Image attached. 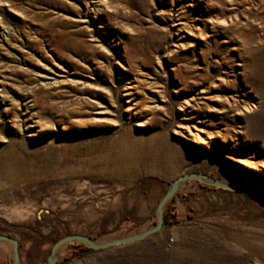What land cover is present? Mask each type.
<instances>
[{
  "label": "rangeland",
  "instance_id": "374dc122",
  "mask_svg": "<svg viewBox=\"0 0 264 264\" xmlns=\"http://www.w3.org/2000/svg\"><path fill=\"white\" fill-rule=\"evenodd\" d=\"M177 11L196 44L178 42ZM238 158L264 165V0H0V235L20 264L68 234L152 227L186 173L264 183ZM164 213L152 235L70 243L55 264H264L254 184L188 180Z\"/></svg>",
  "mask_w": 264,
  "mask_h": 264
},
{
  "label": "water",
  "instance_id": "95a60500",
  "mask_svg": "<svg viewBox=\"0 0 264 264\" xmlns=\"http://www.w3.org/2000/svg\"><path fill=\"white\" fill-rule=\"evenodd\" d=\"M188 180H196L198 182L205 183L216 188L228 191H238L246 185L254 184L261 192L264 193V183L252 178H244L241 179L237 184L231 185L230 183L222 182L221 180L210 177L208 175H202L198 173H186L174 179L166 189L161 199L159 200L158 205L156 207L157 222L152 227L137 234L101 242H96V240H94L93 238H90L83 234H68L59 238L53 243L50 250V254L47 257L45 264L56 263L58 257L57 251L64 244L76 242L93 250H102L113 246L130 244L160 231L165 224L164 209L166 204L175 196L180 186ZM0 242L8 244L11 247L12 261L10 264H20V255L17 240L6 235H0Z\"/></svg>",
  "mask_w": 264,
  "mask_h": 264
},
{
  "label": "bare ground",
  "instance_id": "6f19581e",
  "mask_svg": "<svg viewBox=\"0 0 264 264\" xmlns=\"http://www.w3.org/2000/svg\"><path fill=\"white\" fill-rule=\"evenodd\" d=\"M174 18L175 19L173 21L172 27L177 32L178 42L180 44L183 43V42H186V44H188L189 46H190V44H191L192 41H193L192 43H195L196 44L197 36L194 33H192L189 30V28H187L185 26L184 19L182 18V16H180V14L178 13V11H177L176 16ZM190 39H192V40H190ZM195 143H198V144H201L203 146H206V141L204 139H202L200 141H195ZM235 162H237L242 167H244V168H246L248 170H251V172L264 175V165H261V164H259L257 162H254V161H251V160H248V159H244V158L235 159ZM239 181L240 180H237L235 182H231L230 184L231 185H235ZM222 182H224V181H222ZM5 211H8V214L9 215H13L16 218H22V216L24 215L23 210L21 208H19V207H16V206H14V207L12 206L10 208H7V209H5ZM146 229H148V228L147 227H144L142 229V231H144ZM123 237H125L123 234H120V233H112V234H110L108 236H105V237H102V238L96 240V242H101V241H106V240H112V239H115V238H123ZM3 244L4 243L0 242V253L3 252V249H2V247H3L2 245ZM66 247H67V244L62 245L58 249L57 254H60L62 251H64Z\"/></svg>",
  "mask_w": 264,
  "mask_h": 264
},
{
  "label": "trees",
  "instance_id": "16d2710c",
  "mask_svg": "<svg viewBox=\"0 0 264 264\" xmlns=\"http://www.w3.org/2000/svg\"><path fill=\"white\" fill-rule=\"evenodd\" d=\"M173 199V198H172ZM171 199V200H172ZM166 215H165V213H164V217H165ZM166 218V217H165ZM77 246L80 248V250L82 251V252H84V251H88V250H90V248H88V247H86V246H84V245H82V244H77Z\"/></svg>",
  "mask_w": 264,
  "mask_h": 264
}]
</instances>
